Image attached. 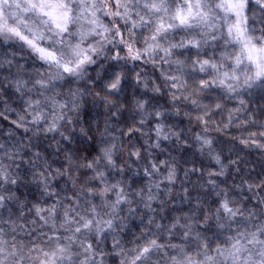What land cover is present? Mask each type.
<instances>
[{"label":"clouds","instance_id":"clouds-1","mask_svg":"<svg viewBox=\"0 0 264 264\" xmlns=\"http://www.w3.org/2000/svg\"><path fill=\"white\" fill-rule=\"evenodd\" d=\"M246 3L251 4L250 11L245 9L247 19L253 22L250 39L264 46V0H246ZM132 40L135 41L136 37L133 36ZM96 47L100 48L101 45L96 44ZM102 49L96 55L98 68H89L70 88L61 85L63 91H56L55 99L70 97L79 100L71 111L65 109L69 123H64V118L57 112L49 118L48 124L40 127L33 114L34 108L39 107L32 100L35 89H30V95L29 90L21 93L12 87L13 81L18 78L17 73L31 77L37 72L47 75L52 71L40 68L39 61H30L27 51L17 52L16 58L24 59H17L20 66L9 69L11 75L6 81L4 75H0V83H3L0 101L5 99V90L11 89L13 93L9 97L10 102L0 111V116L8 119L6 112L15 113L16 118L11 123L20 124L14 129H0V145L6 147L9 153L0 152V196L3 197L0 200V264H46V254L55 252L61 241L67 252L64 256H56L59 264L77 257L80 264H93V261L95 264H122L124 261L138 264L135 257L143 237L149 232L157 241L163 237L164 246L153 251L147 258V264H179L178 249L190 258L191 264H208L204 259L206 256L211 257L214 264H233L226 254L228 245L219 241L235 236L243 239L244 233L253 231V227L251 223L244 228L232 222L229 230V224L225 221L232 219L230 214L222 217L223 208L213 202L226 200L233 207L242 208L249 198L253 204L259 199L258 193L249 190L248 185L254 179L249 178L251 165L241 154L239 139L248 136L243 128L250 103L264 104V88L241 85L237 89L238 95H226L219 102L221 115L215 116L208 125H202L201 118L214 115L217 107L215 104H202V94L194 100L192 93L195 89L192 85L182 88L179 96L168 95L167 103H161L157 98L170 86L164 84L163 80H155L151 61L146 60L137 66L126 54H121L119 63L113 68L110 67L113 60L108 52V44L104 43ZM29 62L32 67L25 70ZM156 67L159 68V62ZM191 67L187 65L188 69ZM105 71L110 76L115 73L113 80L118 76L125 85L123 93L118 91L120 84L112 94L109 93L106 86L112 81L103 79ZM0 73H3V68H0ZM167 74L165 70V76ZM129 86L133 94L131 100L125 102L121 98ZM137 89L139 95L135 94ZM241 101L244 103L241 104ZM11 102H18L19 107H12ZM60 102L63 103V100ZM252 109L256 111L254 107ZM86 113H90L87 118ZM43 115L48 118L47 109L43 110ZM229 115L231 121H227L228 127L238 130L235 135L223 127ZM181 119L188 121L185 127H180ZM158 121L162 126L160 130H157ZM61 124L63 127H60ZM53 125L55 131L52 130ZM193 126L198 130L193 131ZM130 128L140 130V143L135 138L127 139ZM216 133L227 139L219 140ZM12 146H17L18 151H14ZM186 147L192 152L185 165L178 154ZM173 151L177 155H173ZM24 152L29 155H24ZM260 153V159L264 161V152ZM162 154L166 155L158 159ZM157 160L167 161L168 171L149 169L150 174L146 179L144 168ZM21 161L26 171L21 170L18 163ZM182 167L185 180L193 169L198 174L203 170L202 178L198 177L187 187L192 193L190 197L185 196L183 181L178 180ZM169 173L171 182L165 189L167 181L164 177ZM133 179L137 181L136 188L131 189L134 195L128 196L122 207L120 194L115 189L124 187V195L127 196ZM94 183H100L102 187H91ZM177 184L181 185L179 190L175 187ZM9 186L10 191H5ZM109 195L114 199L108 200ZM95 196H100L104 202L97 203L94 208L86 207L92 204ZM172 197H176L177 205L182 204L183 207L172 209L169 203L173 201ZM57 201L59 203H55ZM60 204H63L62 208ZM54 207L64 214L60 223L54 217L42 219L39 212L40 209L51 211ZM71 213H76L81 219L92 213L104 214L101 225L92 230L98 233V252L88 249L83 240L74 239L77 234L73 229L79 221ZM149 220H152L151 224ZM105 221L112 225L111 233L106 238L103 235L107 227ZM170 224L174 226L171 229L168 228ZM181 224L183 227L180 231H175ZM158 232L160 235H157ZM59 233L64 235L57 240L55 237ZM172 235L176 237L174 240L171 239ZM197 235L202 238L200 242L196 239ZM203 239L214 242L210 249L203 246ZM113 244L117 246L111 247ZM74 246L76 250H73ZM258 247L264 248V245H253L250 250L245 245V252L250 251L251 256L245 255L243 260L238 257L239 264H264V252L257 251ZM221 249L225 251L221 253Z\"/></svg>","mask_w":264,"mask_h":264},{"label":"snow or ice","instance_id":"snow-or-ice-1","mask_svg":"<svg viewBox=\"0 0 264 264\" xmlns=\"http://www.w3.org/2000/svg\"><path fill=\"white\" fill-rule=\"evenodd\" d=\"M246 8L248 11L251 10V4L246 3V0H0V68L6 73L4 75L6 81L11 75L9 69L20 66V61L16 58L17 52L27 51L30 61H39L40 68L52 70L47 75L37 72L31 77L17 73L18 78L13 81L12 87L21 93L29 90L30 95V89H35L36 94L32 96V100L39 107L34 108L33 114L35 122L40 123V127L48 124L49 118L57 112L64 118V123H69L65 109L71 111L79 100H72L70 97L55 99L56 91L57 89L63 91L61 85L70 88L89 68L93 70L98 68L96 55L103 50V44L107 43L108 52L113 60L110 67L114 68L119 63L118 58L121 54H126L137 66L144 64L146 60L151 61L153 68L159 73L155 80H163L164 84L170 86L164 95L179 96L182 88L192 85L195 89L192 93L194 100L202 94V104H215L217 107L214 115H209L207 119L201 118V124L208 125L215 116L221 115L219 102L223 101L226 95H238L237 89L241 85L246 88H264V46L250 39L253 22L247 19ZM133 36L136 37L135 41L132 40ZM96 44H100L101 47L97 48ZM157 62L159 68L156 67ZM26 65L25 70L32 67L31 62ZM187 65H191V69H188ZM165 70L168 73L166 76ZM113 76L115 73L110 76L105 71L103 77L104 80L112 81L106 86L109 93L112 94L113 90L117 89V84H120L118 91L123 93L125 85L118 76L113 80ZM2 88L3 83H0V89ZM116 98L119 99V96ZM243 103L244 101H241V104ZM44 109L48 110V118L43 115ZM260 111L261 114L257 115L249 106L248 112L245 113L243 128L248 136H241L239 143L246 148L264 152V106ZM196 114L199 115V112ZM225 119L223 127L229 132L235 129L228 127L227 121H231V115ZM13 125L15 128L20 127L19 123ZM60 127H63V124ZM161 127L158 121L157 130ZM52 130H56L54 125ZM133 133H140V130L133 131L130 128L129 135ZM12 147L14 151H18L17 146ZM0 152L9 154L3 145H0ZM23 154L29 155L28 152ZM23 163L21 161L20 166ZM167 163L164 160L154 161L144 168L143 175L147 179L149 169L155 172L168 171ZM191 174L198 173L193 169ZM202 176L203 170L199 172V177ZM249 178L251 179V174ZM164 179L167 181L164 184L166 189L171 182V173ZM136 186L137 181L133 179L127 196L124 195V187L115 189L120 194L119 203L122 207L128 196L134 195L131 189ZM91 187L100 188L102 185L94 183ZM248 187L254 194H259L255 204L251 198L242 208H235L226 200L213 202L223 208L222 217H228L230 214L232 219L225 221L229 224V230L232 222L241 224L244 228L251 223L253 227V231L244 233L243 239L235 236L219 241L228 245L226 254L233 264H239L238 257L243 260L245 255L251 256L250 251L245 252V245L249 250L253 245H264V178L249 183ZM5 191H10V186ZM182 191L186 197L192 195L187 187H183ZM163 194L162 192L161 195ZM113 199L111 195L108 196V200ZM148 199L151 200L152 197L149 196ZM0 200H3L2 196ZM103 202L100 196H95L92 204L86 207L94 208L97 203ZM60 207L62 208L63 204H60ZM39 212L42 219L54 217L57 223L64 219V214L56 211L55 207L51 211L40 209ZM103 215L92 213L81 219L76 213H71V216L79 221L73 229L77 234L74 239L83 240L86 247L93 252H98L99 247L96 244L98 233L92 230L101 225ZM104 223L107 225L103 232L106 238L111 233L112 225L108 221ZM149 223L151 224L152 220H149ZM173 227L171 224L168 225L169 229ZM182 227L183 224L176 227L175 231H180ZM62 235L64 233H59L55 239L59 240ZM175 238V235L171 236V239ZM196 239L198 242L202 240L199 235ZM202 242L203 246L209 249L214 243L206 239ZM137 243L140 244V241ZM116 246L113 244L111 247ZM163 246L164 238L157 241L149 232L143 237V243L135 257L136 261L138 264H147V258L153 251ZM73 250H76L75 246ZM224 251L220 250L221 253ZM257 251L264 252V248L258 247ZM66 252L67 249L63 247L61 241L55 252L46 254V264H59L56 256L58 254L64 256ZM177 252L179 264H191L185 253L179 249ZM142 257L144 259H141ZM204 259L208 264H214L211 257L206 256ZM65 264H80V258L68 259ZM122 264L128 262L124 261Z\"/></svg>","mask_w":264,"mask_h":264},{"label":"trees","instance_id":"trees-1","mask_svg":"<svg viewBox=\"0 0 264 264\" xmlns=\"http://www.w3.org/2000/svg\"><path fill=\"white\" fill-rule=\"evenodd\" d=\"M17 59H20L21 61H23L24 57H17ZM27 66V65H25ZM146 69L147 68H150V66H144ZM6 73H0V75H5ZM152 75L154 78H156V76L159 75V73L157 71H153L152 72ZM159 82V81H158ZM133 92H132V89L131 87L129 86L128 87V90L124 93L123 97L121 98L123 101L125 102H128L131 100V96H132ZM136 95H139V89L136 90ZM13 93L11 91V89H7L5 90V99L4 101H0V111H3L4 108H5V105L7 103H9V97L12 96ZM167 95H162L161 97H158L157 99L161 102V103H164L166 104L167 103ZM11 106L12 107H15V108H18L19 107V103L18 102H11ZM262 106H264V104L260 103V102H256V103H250V107L251 108H255L256 109V113L257 115H260L261 114V108ZM7 116H8V119H4V117H0V129H3V130H10V129H14L15 126L11 123L12 120H14L16 118V115L15 113H5ZM87 115H90V113H86L85 114V118H87ZM124 119L126 120L127 119V114H125L124 116ZM169 122L171 123V119L169 120ZM188 124V121L187 120H183L181 119L179 121V125L180 127H185L186 125ZM149 126L151 127V122L149 124ZM198 129L193 126V131H197ZM19 131V130H18ZM230 132L232 133H237L238 130H235V129H232L230 130ZM219 140L221 141H225L227 138L222 135V134H219V133H216L215 134ZM133 138H135L136 142L137 143H140V133H133L131 135H128L127 139L128 140H132ZM235 143V142H233ZM166 146V145H165ZM239 149L241 151V154L245 157V161L251 165V168H250V174H251V178L255 180H258V179H262L264 178V161H261L260 159V156H261V153L259 150L257 149H248V148H245L244 146L240 145L239 146ZM191 152L192 150L190 148H185L183 150L182 153H179V157H180V160L182 162V164H185L187 163L188 159L191 158ZM166 154H162L160 156H158V158H164ZM173 155H177V153L175 151H173ZM18 163H21V162H18ZM21 170L22 171H26V168L24 165L21 166ZM199 177V174H191L190 177L185 180L183 178V167L181 168V174L180 176H178V180H181L183 181V186L184 187H189L194 181H196ZM177 188V190H179V188L181 187L180 184H177L175 186ZM192 194V193H191ZM171 207L172 209H177L178 207H183V205H177L175 199L171 202ZM167 215V213H166ZM138 230V229H137Z\"/></svg>","mask_w":264,"mask_h":264},{"label":"rangeland","instance_id":"rangeland-1","mask_svg":"<svg viewBox=\"0 0 264 264\" xmlns=\"http://www.w3.org/2000/svg\"><path fill=\"white\" fill-rule=\"evenodd\" d=\"M158 159H163L162 157L161 158H158ZM184 178V177H183ZM185 179V178H184ZM187 180V179H186Z\"/></svg>","mask_w":264,"mask_h":264}]
</instances>
